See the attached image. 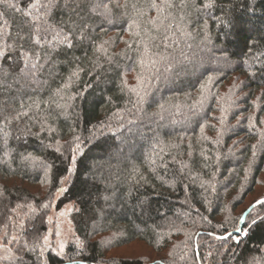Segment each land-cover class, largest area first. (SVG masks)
<instances>
[{"label": "trees", "instance_id": "trees-1", "mask_svg": "<svg viewBox=\"0 0 264 264\" xmlns=\"http://www.w3.org/2000/svg\"><path fill=\"white\" fill-rule=\"evenodd\" d=\"M33 2L20 0V5L27 9ZM103 2L113 8L117 18L108 27L107 34L98 33L93 46L85 45L68 53V60L73 55L79 58L78 66L83 69L79 78L73 77L69 81L77 63H68L61 54L60 60L64 62L58 68V75L49 80L45 89L32 94L31 99L24 97L25 104L35 99L41 101V107L45 108L43 102L65 84L69 85L65 96L79 94L74 101V112L69 111L66 116L55 120L49 119V123L57 129L52 135L53 144L59 140L64 145L75 135L89 136L102 122L111 124L115 130L121 116L128 118L125 108L130 107V96L135 98L128 89L138 87V76L143 78L150 74L148 65L159 54L183 60L190 70L175 90L162 93L165 99L195 103L200 99V85L208 84L210 91L205 92L209 97L205 106L207 115L202 121L206 125L205 131L201 135L199 128L186 134L178 129H160L158 135L162 144L159 147L150 139L138 140L133 147L125 148L122 155L115 151L118 139L109 132L91 140L84 155L77 154L74 171L68 173L67 161L54 150L55 144L52 148L41 144V139L45 144L49 143L46 134L40 138L26 136L16 139L18 133L10 126L0 131V188L6 189L4 204L14 206L30 201L40 205L46 202L50 191L61 186L60 179L69 177L64 185L67 191L52 200V206L54 204L60 209L72 204L69 218L73 231L76 239L85 245L83 254L77 259L84 264H200L197 254L206 255L208 249L196 248L195 245L203 244L208 238L196 237L195 233L206 231L225 236L232 234L225 246L230 247L235 256L229 253L219 257L221 264H264V206L258 203L264 200V157L258 156L249 167L251 151H242L256 143L264 132V124L259 122L264 120V0H183V9L179 7L182 0H167L173 7L165 8L161 13L162 19L155 24L149 23L150 20H157L158 15L155 8L147 7L151 0H127L129 5L138 4L146 11L140 21L139 37L129 31L131 21L122 17L123 9L115 8L117 3L123 5L125 0ZM155 2L160 5L165 0ZM207 3L212 6L205 8ZM61 15L58 12L56 19H60ZM9 19L15 33V28L24 18L16 15ZM181 29L187 35H183ZM108 37H112L115 43L108 47L107 52H97L100 42ZM150 37L154 39L150 40ZM141 39L149 49L144 55V68L139 64L140 56L134 51L139 48L143 52L144 45L139 43ZM124 41L132 48L129 49ZM124 55L134 58L128 61ZM109 56L119 64L118 69L113 70L114 66L107 63ZM210 56L221 58V61L226 58L228 63L218 65L215 60L209 63ZM95 65L108 69L100 73L103 79L99 83ZM209 76L213 78L211 83L208 82ZM240 82L247 87L242 91L232 88L233 84ZM229 95L232 99L237 96L240 99L238 106L228 108V122L236 125L240 120L241 123L236 127L235 134L226 138L223 151L232 147L233 141L243 143L237 144L235 156L221 160L218 169L205 167L206 163H214V159L206 162L199 154L200 150L208 149L206 154H211L214 149L203 136L215 138L220 127V107H227L221 98ZM152 110L154 108L149 109ZM36 113L37 110L32 109L31 114ZM247 117L253 118L255 129L249 127ZM30 123L29 118L15 122L20 128ZM35 131L38 128H33ZM181 136L185 138L181 140ZM173 144L177 147L170 146ZM160 147L164 148L163 152L159 151ZM189 151L194 153L192 157H189ZM28 154L37 161V165L41 161L55 165L52 173L46 175L41 167H32L24 159ZM184 163L190 165L193 176L199 174L200 180L194 182L187 175L181 178L180 170ZM201 181L210 182L214 189L201 188ZM250 196H253L252 200L246 203ZM52 206L41 209V215L45 216L42 233L48 230L46 217L51 213ZM2 211L3 205H0ZM35 222L38 223V219ZM3 223H9L6 217ZM3 223H0V234ZM30 226L26 221V227ZM237 228L242 231L236 232ZM186 233L192 238L188 239ZM136 241L150 249L147 256H107L111 249ZM77 251L74 241L67 246L65 253L74 254ZM44 259L47 264H68L67 259L58 256L54 250H47ZM216 260L213 257L203 264H216ZM0 264H12L3 251H0Z\"/></svg>", "mask_w": 264, "mask_h": 264}, {"label": "snow or ice", "instance_id": "snow-or-ice-1", "mask_svg": "<svg viewBox=\"0 0 264 264\" xmlns=\"http://www.w3.org/2000/svg\"><path fill=\"white\" fill-rule=\"evenodd\" d=\"M184 6L182 0L179 7L183 9ZM211 6V3L204 5L205 8ZM147 7L157 10V20L149 21V23L155 24L162 19V11L165 8H172L173 5L168 3L167 0L160 5L155 0H151ZM115 8L123 9L122 17H127L131 21L128 24L129 31L132 32L133 36L139 37L141 35L140 21L146 14L145 8L138 4L129 5L127 0L123 5L117 3ZM58 12L62 14L60 19H56ZM16 15H20L24 19L15 28L14 33L12 21L9 18H14ZM116 18L113 8L108 3H104L103 0H34L27 9L21 7L20 0H0V131H5L6 128L11 126L18 133L16 139H22L26 136L40 138L42 134H46L49 143L45 144L44 140L41 139V144L46 148H52L55 144L54 150L67 161L66 171L68 173L74 171V166L77 164V154L83 156L84 150L91 140L104 136L109 132L118 139V143L114 147L116 153L122 155L125 148L133 147L138 140L150 139L159 147L162 144L158 135L160 129H172L173 131L178 129L186 134L199 128L201 135L205 131L206 125L202 121L205 120L207 115L205 106L209 97L205 95V92L210 91L208 84L200 85V99L195 103H178L171 98L165 99L162 93L165 90H175L190 70L183 60L171 55L159 54L148 65L150 74L143 78L138 76V87L128 89L135 98L133 99L130 96V107L125 108L128 118L125 119L124 116H121L120 123L116 125L115 130H113L111 124L102 122L100 127L90 133L89 136L75 135L73 140L65 142L64 145H61L59 140L54 141L53 144L52 135L57 129L49 123V119L55 120L60 116H66L69 111L74 112L76 107L74 101L79 94L65 96L66 89L69 86L65 84L64 87L57 88L48 101L43 102L46 104L45 108L41 107V101L35 99H32L30 104H25L23 102L24 97L27 96L31 99L32 94H38L45 89L46 85L49 84V80L58 75V68L64 62L60 60L61 54L68 63H77V68L72 72L69 81L73 77L78 79L79 73L83 71L78 66L79 58L73 55L72 59L68 60V53L77 48H84L85 45L93 46L98 39V33L107 34L108 27L115 23ZM167 18L163 17V19ZM170 27L171 25L168 26V28ZM180 31L183 35H187L183 29ZM149 39L154 38L150 37ZM113 43H115V40L108 37V39L100 42L96 51L107 52L108 47ZM124 43L128 45L129 49L132 48V45L128 44L127 41H124ZM139 43L144 45L143 52H140L139 48L134 51L140 56L139 64L141 68H144V55L149 49L143 39ZM124 58L132 61L134 57L124 55ZM213 60L218 65L221 62L228 63L226 58L221 61V58L215 56L208 57L209 63ZM203 62L202 59L201 64ZM107 63L114 66L113 70L119 68V64L111 56L108 57ZM128 67H131V63ZM95 68L96 79L99 83L103 79L100 73L108 71V69H105L102 65H95ZM41 74L46 75L42 76ZM212 79L209 76L208 82L211 83ZM124 83L127 82L124 81ZM244 87H247V85L243 82L235 83L232 86L233 89L240 91ZM229 91L231 93L232 89ZM221 99L227 107H220L221 116L218 121L220 127L216 131V136L215 138L203 136V139L211 144L214 150L211 151V154H206L209 150L201 148L199 153L206 162H211L214 159V163H206L205 167L212 166L215 169H218L222 159L235 156L237 144L243 143L242 141H233V146L228 147L226 152L223 151L226 147V138H230L235 134L236 127L241 121L237 120L236 125H232L227 119L228 108L238 106L240 97L237 96L236 99H232V96L229 95ZM18 102L19 107H17ZM152 108L154 110L149 111ZM32 109L37 110L35 115L31 114ZM22 118H29L31 123L25 124L22 128L16 126L15 122H22ZM246 119L249 121V127L255 129L256 125L253 123V118L247 117ZM259 122L264 124V120ZM33 128H38V131L33 132ZM149 133H152V135L149 136ZM184 138V136L180 137L181 140ZM170 146L177 147L175 144ZM189 148H191V144ZM249 149L252 157L249 163V167H251L258 156L264 157V132L261 133L256 143L246 146L242 151ZM159 151L163 152L164 148L160 147ZM65 153H67V156H65ZM188 155L192 157L194 153L189 151ZM24 159L29 161L32 167L39 166L44 169L46 175H50L55 167V165L45 164L42 161L37 165V161L31 154L24 156ZM152 163L155 164V160H152ZM185 175L194 182L200 180L199 174L192 175L188 163L182 164L180 170L181 178H184ZM68 179L69 177L60 179L59 184L61 186L56 187L54 191H50L46 197V202L40 205L30 201L16 203L14 206L4 204L6 189L0 188V205H3V211L0 212V223H3L4 217L9 222L3 223V231L0 234V251L6 254L12 264H47L44 259V253L47 250L56 251L58 256L67 259L68 264H84L82 260L77 259L78 256L83 254L85 248L81 240H75L78 251L74 254H68L65 253V243L63 241H58L54 247L50 239L52 235L51 228L46 233L41 231V225L45 221V216L41 215V209H49L52 206V200L67 191L64 185L67 184ZM200 186L205 190L208 187L214 189L210 182L201 181ZM258 203L264 206V200L258 201ZM208 204L210 207L211 202L209 201ZM196 211L199 214V210ZM37 219L38 223L35 222ZM46 219L48 224H52V216H47ZM201 219L206 218L201 217ZM26 221L30 223V227H26ZM252 223H256L255 219ZM9 224H11V231H9ZM235 231L240 232L242 229L237 228ZM185 235L188 239L192 238L189 233ZM55 236H61L58 225ZM195 236L208 238L204 240L203 244L197 243L195 245L196 248L207 247L208 249L206 255L197 254L200 264H203L205 260L211 261L213 257L217 258L216 264H221L219 257L229 253L233 257L235 256L231 248L225 246L226 241L231 239L232 234L225 236L218 235L213 231H206L196 232ZM236 243L239 245L240 241L237 240Z\"/></svg>", "mask_w": 264, "mask_h": 264}, {"label": "rangeland", "instance_id": "rangeland-1", "mask_svg": "<svg viewBox=\"0 0 264 264\" xmlns=\"http://www.w3.org/2000/svg\"><path fill=\"white\" fill-rule=\"evenodd\" d=\"M35 190V187L33 188ZM253 196H250L246 203L252 200ZM72 210V204H66L62 208H55L54 204L51 209L49 216H52V224H49L48 229H52V235L50 239L55 247L58 241H63L65 243V250L67 246L76 240V236L73 231L72 223L69 218ZM63 214V215H61ZM57 225L59 226V231L61 236H55L57 231ZM150 252V249L143 243L136 241L128 245L116 247L107 252L109 258L114 257H142L147 256Z\"/></svg>", "mask_w": 264, "mask_h": 264}, {"label": "clouds", "instance_id": "clouds-1", "mask_svg": "<svg viewBox=\"0 0 264 264\" xmlns=\"http://www.w3.org/2000/svg\"><path fill=\"white\" fill-rule=\"evenodd\" d=\"M102 239H104V240H107V239H108V237H103Z\"/></svg>", "mask_w": 264, "mask_h": 264}]
</instances>
